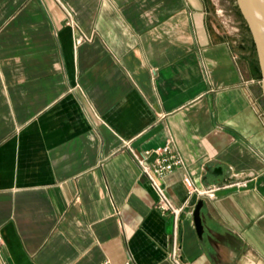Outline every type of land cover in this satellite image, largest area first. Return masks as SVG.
Returning <instances> with one entry per match:
<instances>
[{"label": "crops", "instance_id": "crops-1", "mask_svg": "<svg viewBox=\"0 0 264 264\" xmlns=\"http://www.w3.org/2000/svg\"><path fill=\"white\" fill-rule=\"evenodd\" d=\"M241 52L206 0H0V264H264V110ZM168 136L216 187L165 176L175 230L129 152Z\"/></svg>", "mask_w": 264, "mask_h": 264}, {"label": "built area", "instance_id": "built-area-1", "mask_svg": "<svg viewBox=\"0 0 264 264\" xmlns=\"http://www.w3.org/2000/svg\"><path fill=\"white\" fill-rule=\"evenodd\" d=\"M129 152L140 174L145 178L155 196L154 208L158 210L160 214H169L171 216L173 230L176 228L181 208L173 206L165 194L163 179L166 175L175 169L180 170L182 172L181 182L188 196L195 195L198 198L213 197V192L216 190V187H197L193 184L186 166L176 151L173 139L170 136L165 139L163 145L154 149L144 150L140 153H135L131 150H129ZM171 257L173 259L175 257L174 250ZM173 262L176 263V260L174 259ZM98 264L108 263L101 262ZM122 264L129 263L124 262Z\"/></svg>", "mask_w": 264, "mask_h": 264}, {"label": "rangeland", "instance_id": "rangeland-1", "mask_svg": "<svg viewBox=\"0 0 264 264\" xmlns=\"http://www.w3.org/2000/svg\"><path fill=\"white\" fill-rule=\"evenodd\" d=\"M212 14L216 20L217 28L224 36L231 39L235 47L243 48L244 56L247 57L249 64V79H256L258 85L255 84L257 92L260 94L263 101L264 97L261 90V76L258 69L254 45L251 41L248 29L244 20L242 19L235 0H206Z\"/></svg>", "mask_w": 264, "mask_h": 264}, {"label": "water", "instance_id": "water-1", "mask_svg": "<svg viewBox=\"0 0 264 264\" xmlns=\"http://www.w3.org/2000/svg\"><path fill=\"white\" fill-rule=\"evenodd\" d=\"M235 3L246 24L251 41L254 45L258 69L261 76V90L264 97V23H261L256 19L254 12L252 11V0H235ZM200 204L201 202L198 201L192 212V220L198 236L201 233L198 213Z\"/></svg>", "mask_w": 264, "mask_h": 264}, {"label": "bare ground", "instance_id": "bare-ground-1", "mask_svg": "<svg viewBox=\"0 0 264 264\" xmlns=\"http://www.w3.org/2000/svg\"><path fill=\"white\" fill-rule=\"evenodd\" d=\"M252 11L256 19L264 23V0H252Z\"/></svg>", "mask_w": 264, "mask_h": 264}]
</instances>
